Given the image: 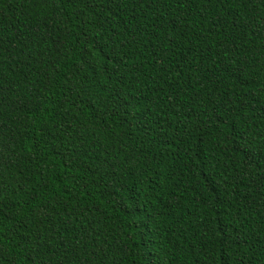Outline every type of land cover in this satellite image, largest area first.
<instances>
[{"label": "trees", "instance_id": "obj_1", "mask_svg": "<svg viewBox=\"0 0 264 264\" xmlns=\"http://www.w3.org/2000/svg\"><path fill=\"white\" fill-rule=\"evenodd\" d=\"M0 264H264V0H0Z\"/></svg>", "mask_w": 264, "mask_h": 264}]
</instances>
